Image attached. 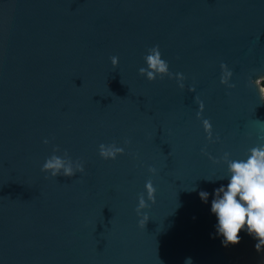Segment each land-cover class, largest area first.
Returning a JSON list of instances; mask_svg holds the SVG:
<instances>
[{
    "label": "water",
    "instance_id": "water-1",
    "mask_svg": "<svg viewBox=\"0 0 264 264\" xmlns=\"http://www.w3.org/2000/svg\"><path fill=\"white\" fill-rule=\"evenodd\" d=\"M156 46L183 88L139 74ZM261 77L264 0H0V264H264L211 213L224 154L264 144ZM57 147L84 172H42Z\"/></svg>",
    "mask_w": 264,
    "mask_h": 264
},
{
    "label": "clouds",
    "instance_id": "clouds-1",
    "mask_svg": "<svg viewBox=\"0 0 264 264\" xmlns=\"http://www.w3.org/2000/svg\"><path fill=\"white\" fill-rule=\"evenodd\" d=\"M110 59L113 67H116L119 58L113 56ZM144 60L146 67L139 69L141 76L146 77L149 81H154L157 77L163 79L165 76L170 79L175 78L181 82L180 87H184L182 83L185 79L184 75L182 73L173 75L169 71V65L161 58L158 46L148 49ZM221 67L224 71L220 82L228 87H234L229 83L232 72L223 64ZM261 80H264V77H261ZM190 90L194 91V89ZM260 91L264 94V89ZM203 109L204 105L201 102L200 112H203ZM200 112L197 113L198 118ZM203 128L208 133V139L212 140V126L207 119L203 120ZM217 139L219 138L217 137ZM44 143L48 144L49 141L45 139ZM59 151L58 147L53 149L54 154L45 161L41 168L42 172L50 173L53 178L57 176L71 178L77 172H84L82 163L74 162L67 152L64 153L63 157L56 155L55 153ZM123 152L124 149L116 146L115 143L99 145V155L105 160H114L117 155L123 154ZM229 156V153H225L223 156V161L227 164V185L215 189L214 198L211 201V213L215 215L217 220L216 235L223 237L221 243L227 247L239 244V233L244 230L257 241L255 244L256 251L262 252L264 251V144L250 148L246 159H230ZM214 162L219 163L216 160ZM149 171L155 174L156 169L149 168ZM145 189L148 200L155 203V188L151 180L146 183ZM191 191H196V188L194 187ZM199 197L202 202L207 203L209 193L201 190ZM147 207L148 204L144 195L141 194L136 208L137 214L141 215L142 210ZM148 220L147 214L144 213L140 225L145 227ZM185 264H192L191 258H187Z\"/></svg>",
    "mask_w": 264,
    "mask_h": 264
},
{
    "label": "trees",
    "instance_id": "trees-1",
    "mask_svg": "<svg viewBox=\"0 0 264 264\" xmlns=\"http://www.w3.org/2000/svg\"><path fill=\"white\" fill-rule=\"evenodd\" d=\"M262 82H263V84H264V80H263Z\"/></svg>",
    "mask_w": 264,
    "mask_h": 264
}]
</instances>
